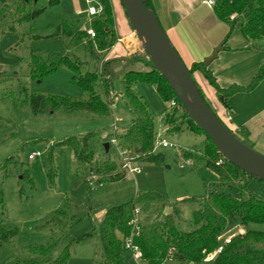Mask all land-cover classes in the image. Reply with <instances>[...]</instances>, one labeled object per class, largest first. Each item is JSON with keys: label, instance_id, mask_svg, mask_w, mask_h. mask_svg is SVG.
<instances>
[{"label": "rangeland", "instance_id": "rangeland-1", "mask_svg": "<svg viewBox=\"0 0 264 264\" xmlns=\"http://www.w3.org/2000/svg\"><path fill=\"white\" fill-rule=\"evenodd\" d=\"M48 1H33L30 8H26V11L44 9L33 21L14 23L18 15L15 7L19 0H0V165L9 159L5 174H0V189L3 191L0 228L16 231L14 238L0 245V264H17V261L32 259L30 248L45 246L53 239V231L39 227L57 211H61L68 222V226L61 230L62 243H65L70 236H79L96 229L108 208L140 195L163 194L171 205L161 206L156 201L148 200L138 206L133 216L139 226L169 214L172 204H175L179 212L177 230L191 232L194 229L192 215L198 209V203L203 202L211 190L236 195L232 187L219 186L216 176L198 162L204 156V149H208L206 136L190 131L189 124L181 119L178 121L181 133L170 134L167 131L169 127L161 124L167 106L153 86L138 84L137 92L152 116L154 137L165 140L173 147L154 151L165 155L163 164L159 166L134 161V166L139 167L140 172L131 174L124 170L117 148L111 142L125 134L132 120L123 105L122 73L128 69L149 72V66L140 62L130 66L124 61L123 68L116 72L113 80L109 76L104 78L109 82L108 94L113 100L110 105L112 117L109 119L62 111L50 116H34L21 100L25 92L28 97L64 96L81 101L88 97L64 66H57L53 73L42 79H34L30 58L33 51H41L45 55L44 59L47 60L49 55L48 65H56L58 54L65 52L69 58L88 63L89 49H85V40L74 43L47 36L62 22L68 23L74 31L83 32L103 16H89L86 0H61L59 5L53 7H49ZM108 1L112 13L111 28L116 39L121 38L130 30L121 0ZM9 26L14 27V32L7 33ZM36 36L40 38L35 39ZM92 44L95 48V42ZM121 47L115 43L110 52L120 53ZM108 53L98 54L99 61L90 62L89 68L100 72L102 64L107 61L114 60V65L132 57L112 59ZM180 58L187 69L189 66L183 57ZM196 82L199 85L198 80ZM199 86L209 100L211 109L218 115L214 97L204 86ZM98 91L101 96H105L101 87H98ZM9 95L11 97L8 99H13L15 105L9 103L8 99L2 100V97ZM86 135H91L86 148L93 158L89 162H77L73 151L63 146L62 142L75 137L81 144ZM234 136L243 141L237 135ZM106 143L109 144L108 152L103 148ZM32 152H39L40 156L29 161L28 155ZM116 174L124 178L110 182L108 179ZM247 190L264 202V182L251 179ZM191 199L195 201L188 202ZM234 228L239 229L237 224L230 225L228 234ZM253 228L261 229L260 226ZM100 247L96 230L91 240L72 249L66 264H95ZM62 248L63 245L57 248L53 258ZM124 263L144 264L142 260L136 261L129 250L124 254ZM168 264L187 263L173 261Z\"/></svg>", "mask_w": 264, "mask_h": 264}, {"label": "trees", "instance_id": "trees-1", "mask_svg": "<svg viewBox=\"0 0 264 264\" xmlns=\"http://www.w3.org/2000/svg\"><path fill=\"white\" fill-rule=\"evenodd\" d=\"M31 3L33 0H19L18 6L15 7L18 15H16L17 18L14 23H21L23 20L31 22L43 12L44 9L26 11V8H30ZM60 3L61 0L48 1L49 7L57 6ZM99 4L102 7L101 16L103 18L95 21L89 28L95 34L93 39L87 35V30L83 32L74 31L66 22L59 24L53 33L47 36L48 38L69 40V42L74 43L85 40V49H89L88 63L81 62L77 58H69L65 52L58 54L56 65H48L49 55L46 60L41 51H33L30 58V69L34 79H42L53 73L57 66H64L71 72L72 80L87 94V100L81 101L64 96L32 95L28 97L27 93L23 91L25 93L20 99L26 103L32 115L50 116L56 111H62L66 114L88 115L98 118L109 119L112 117L110 105L113 100L109 98L108 94L109 82L107 83L104 78L107 76L111 77L112 80L115 78L116 73L112 65L114 60L103 63L100 72L89 68L90 62L99 61L98 54L107 53L117 42L115 33L111 28L112 13L109 1L99 0ZM145 7L154 11L151 0H146ZM212 9L216 18L228 27V32L219 46L221 49L232 34L234 27L239 25L240 34L247 43L246 50H264V0H215ZM14 30L13 26H9L7 33H12ZM131 31L133 30L131 29ZM39 38L38 36L35 37V39ZM94 42L95 48L92 44ZM124 61L130 66L140 62L144 66H149L151 71L128 69L122 73L121 79L124 83L123 105L130 113L132 120L130 126L126 128L125 134L120 138L118 137V145L121 149L129 150L136 157V162L159 166L163 164L165 155L160 151L154 153L153 120L137 92L136 86L138 84L153 86L160 100L167 106L163 112L161 124L169 127L167 131L170 134L181 133V126L178 125L180 119L186 120L190 131L204 133L189 119L168 84L152 68L150 62H146L143 56L137 54L132 55L131 58H125ZM207 68L203 62H200L191 64L187 70L196 84L199 95L210 109L209 100L205 98L202 89L194 78L196 72H200L208 84L214 88L216 96L224 107L227 106L229 97L239 91L251 90L259 81L264 79V67H261L249 88L233 85L222 89L218 87ZM98 87H101L102 93L105 92V96H101ZM10 97V95L4 96L2 100L6 101ZM173 101L176 105L172 107L170 104ZM8 102L15 105L13 99H8ZM20 106L22 107V105ZM177 112L180 114L177 115ZM212 112L222 122L213 110ZM223 125L226 126L224 123ZM230 131L242 138L244 145L253 149L246 132ZM90 136L86 135L81 144L75 137L63 141L62 144L73 151L77 162H89L93 158L92 153L88 152L86 148L87 139ZM206 138L208 149H204V156L198 162L216 176L219 186L232 187L236 191V195H226L211 190L206 199L198 203V209L192 215L194 229L188 233L180 232L176 228L179 212L175 204H172L169 214L141 225L138 235L133 237L132 242L141 252V260L144 264H168L173 261H181L187 264L206 263V259L214 255L220 243V236L233 224H237L243 233L232 237L230 243L225 245L219 254L214 255L211 263L264 264V202L256 199L247 190L249 180H262L248 176L229 163L217 152L210 139L207 136ZM220 160L222 163L217 165L216 163ZM8 161L9 159L0 165V174H5ZM123 178V175L116 174L108 180L116 182ZM148 200L156 201L161 206L171 205L163 194L137 196L108 208L96 229L79 236H70L65 243H62L61 230L68 226V222L63 218V213L57 211L50 220L39 227V229L53 231V239L45 246L30 248L29 252L32 259L20 260L17 261V264H66L72 249L91 240L96 230L101 247L99 255H96L95 264H125L124 242L132 232L133 213L138 206ZM2 201L3 191L0 189V204ZM194 201L193 199L188 200V202ZM254 226H260L261 229H255ZM15 236V230L0 228V245ZM60 245H63L61 252L53 258L54 252Z\"/></svg>", "mask_w": 264, "mask_h": 264}, {"label": "crops", "instance_id": "crops-1", "mask_svg": "<svg viewBox=\"0 0 264 264\" xmlns=\"http://www.w3.org/2000/svg\"><path fill=\"white\" fill-rule=\"evenodd\" d=\"M151 1L162 30L188 66L203 62L212 55L228 32L227 25L220 22L214 15L213 9L203 5L201 0ZM122 10L124 11L123 7ZM131 32L130 28L127 35L117 38L124 42H116L122 46L124 53L121 50L120 53L113 54L109 50V58L123 59L125 56L133 55V52L127 49L129 43L127 36ZM222 47L217 58L207 68L216 84L222 89L233 85L249 88L260 68L264 67V50H246L247 43L240 34L239 25L234 27ZM134 54L139 55V50ZM120 63L122 69L125 62L123 60ZM194 78L214 97L218 117L227 128L246 132L253 149L264 156V79L251 90L239 91L229 97L227 106L224 107L216 96L214 88L200 72H196Z\"/></svg>", "mask_w": 264, "mask_h": 264}, {"label": "water", "instance_id": "water-1", "mask_svg": "<svg viewBox=\"0 0 264 264\" xmlns=\"http://www.w3.org/2000/svg\"><path fill=\"white\" fill-rule=\"evenodd\" d=\"M145 2L146 0H121L129 26L141 41L142 50L152 68L165 80L183 111L210 139L217 152L250 177L264 181V156L239 141L203 101L154 11L146 8ZM220 50L221 47H217L203 61L206 67L217 58ZM121 67L120 62L114 64V72L120 71ZM103 148L108 152L109 144H104Z\"/></svg>", "mask_w": 264, "mask_h": 264}, {"label": "built area", "instance_id": "built-area-1", "mask_svg": "<svg viewBox=\"0 0 264 264\" xmlns=\"http://www.w3.org/2000/svg\"><path fill=\"white\" fill-rule=\"evenodd\" d=\"M86 2L89 5V8L87 10V14L89 16L97 17V16L101 15L102 7L99 4V0H86ZM201 2L203 5L207 6L208 8H213L215 5V0H201ZM86 33L92 39L95 37V34H94L93 30H91V29H88L86 31ZM116 41L120 42V43H124L122 41V39H117ZM127 41L129 42V43L127 42L128 43V46H127L128 50H131L133 53L136 52L137 50H139V53H140L139 55H141V56L143 55V57L146 60H148L147 55L142 50L141 41L138 39V37L134 31H132L130 34H128ZM175 105H176V103L174 101L171 102L172 107ZM111 142L117 148L118 156H119L120 161L122 162L124 170L127 173H131V174L139 173L140 172L139 167L134 166V161H135L136 157L133 156L129 150L119 148L117 138L111 140ZM171 147H173V146L170 145L168 142H166L163 139H158V137H156L154 139V144H153V150L154 151L156 149H159V150L162 149L163 150V149H168ZM39 156H40L39 152H32L31 154L28 155V160L32 161ZM221 163H222V161L220 160L216 164L219 165ZM99 185H101V183H99ZM131 226H132V232H131V235L125 240L124 248H125V250H129L133 254L134 259L136 261H138V260H141L142 255H141V252L139 251V249L132 242L133 237L138 235L139 228H140V226L135 222V217H133V220L131 222ZM228 233L229 232L227 230L220 236V238H219L220 243H219L214 255L219 254L222 251L223 247L230 243L232 237H234L235 235L243 233V231L241 229L237 230L234 228V229L230 230V234H228ZM214 255L209 256L206 259V262L210 263L214 259Z\"/></svg>", "mask_w": 264, "mask_h": 264}]
</instances>
